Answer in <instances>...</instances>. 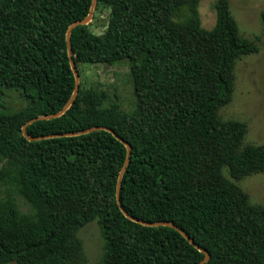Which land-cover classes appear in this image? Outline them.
<instances>
[{
	"label": "trees",
	"instance_id": "obj_1",
	"mask_svg": "<svg viewBox=\"0 0 264 264\" xmlns=\"http://www.w3.org/2000/svg\"><path fill=\"white\" fill-rule=\"evenodd\" d=\"M92 2L0 0V184L34 209L22 213L12 194L0 201V264H86L79 233L92 222L104 241L97 264H199L205 255L177 230L122 213L117 184L127 149L113 134L23 135L28 121L58 114L72 98L67 32ZM228 2H214L216 24L207 30L201 0H98L92 22L71 35L75 101L27 133L112 129L132 146L120 190L129 215L172 222L210 253L206 264H264V207L237 184L264 173V145H245L246 121L220 115L232 101L237 62L259 47L243 37ZM102 12L107 24L94 26ZM124 60L132 112L88 84L82 69Z\"/></svg>",
	"mask_w": 264,
	"mask_h": 264
},
{
	"label": "rangeland",
	"instance_id": "obj_2",
	"mask_svg": "<svg viewBox=\"0 0 264 264\" xmlns=\"http://www.w3.org/2000/svg\"><path fill=\"white\" fill-rule=\"evenodd\" d=\"M216 0H201L199 11L202 26L211 30L217 20L213 8ZM230 10L235 17L243 37L256 42L259 51L246 55L237 62L235 67V87L232 101L220 110L225 121L235 120L248 125L245 136V145H264V0H229ZM108 12H102L94 22V26L103 27L107 24ZM128 60L114 65H85L82 66L84 78L88 84L99 85L110 96V101L117 103L125 112H132L136 107L133 90V79ZM16 109L22 108L19 101L13 105ZM0 162V170L3 167ZM225 174L229 177L228 170ZM250 196L253 204L264 207V173L246 177L237 182ZM12 194L18 208L24 214H33L32 206L13 188L11 184H0V201ZM79 237L83 241L87 256L86 264H97L103 255L104 241L101 237L97 222L89 223L84 227ZM17 264V263H9Z\"/></svg>",
	"mask_w": 264,
	"mask_h": 264
},
{
	"label": "water",
	"instance_id": "obj_3",
	"mask_svg": "<svg viewBox=\"0 0 264 264\" xmlns=\"http://www.w3.org/2000/svg\"><path fill=\"white\" fill-rule=\"evenodd\" d=\"M97 2H98V0H93L92 6H91V10H90V13L87 16V18H85L84 20L77 21V22L73 23L69 27L68 32H67V46H68V54H69V59H70V65H71L72 71L74 72L75 80H76L75 91H74V94H73L72 98L67 103V105L64 107V109L61 112H59L58 114H55V115H52V116H48V117H37V118H34V119L28 121L23 126V135L29 141H39V140H45V139H50V138H55V137H61L62 138V137H71V136L85 135V134H88V133L97 132V131H101V130H104V131H107V132L113 134L114 137H116L121 143H123L125 145L126 149H127L126 161H125V164H124V166H123V168L121 170V173H120V176H119V180H118V184H117V202H118V205H119L122 213L128 219L133 220L136 223L143 224L145 226H149V227H160V226L169 227L170 226V228L177 230L178 232H180L183 235V237L191 245L196 247L199 251H201L205 255L204 259L199 264H206L207 262H209V260L211 258L210 253L207 250L203 249L202 247L198 246L188 234H186L182 229L178 228L172 222L146 223V222L140 221V220L132 217L131 215H129L125 211V209L123 207V204L121 202V199H120V190H121V184H122L123 176H124V174L126 172V169H127L128 165H129L130 161H131L132 146L127 141H125L123 138H121L115 131H113L112 129L107 128V127H94V128H90V129H87V130L79 132V133L62 134V135L61 134H55V135L44 136V137H30L28 135V133H27V127L29 125H31L32 123H34L36 121L49 120V119L60 117L61 115H63L71 107V105L75 101V99L77 97V94H78V90H79L80 76H79V73H78V70H77V67H76V64H75V61H74L73 53H72L71 35H72V31L74 30V28H76L78 26H82V25H88L89 23L92 22L93 14H94V11L96 9Z\"/></svg>",
	"mask_w": 264,
	"mask_h": 264
}]
</instances>
